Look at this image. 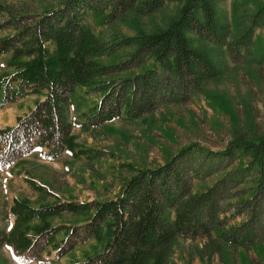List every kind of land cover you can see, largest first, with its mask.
<instances>
[{"label":"trees","instance_id":"obj_1","mask_svg":"<svg viewBox=\"0 0 264 264\" xmlns=\"http://www.w3.org/2000/svg\"><path fill=\"white\" fill-rule=\"evenodd\" d=\"M165 1L57 0L56 8L35 15H13L0 3V15H6L0 21V56L8 55L5 68L10 70L0 75V109L41 96L13 127L0 130V168L34 148H44L47 160L62 151L95 159L89 150H74L71 127L138 119L161 104L205 93L203 84L216 78L218 68L205 52L191 47L188 35L248 57L253 30L264 27V3L252 15L228 19L211 0H179L175 15L151 33L104 38L85 23L87 15L98 25L148 17ZM232 26L236 34L230 38ZM111 57L115 62H100ZM90 94H99V100L77 114L81 121L68 120V107L77 109L70 99L81 103ZM117 168L119 188L112 199L34 207L13 198L12 226L6 234L0 229V245L31 260L50 246L56 260L93 241L100 250L71 264H168L179 238L214 236L230 249L248 250L264 237V134H236L221 151L189 144L153 168ZM25 183L39 200L52 197L32 180ZM62 214L72 221L49 224Z\"/></svg>","mask_w":264,"mask_h":264},{"label":"rangeland","instance_id":"obj_2","mask_svg":"<svg viewBox=\"0 0 264 264\" xmlns=\"http://www.w3.org/2000/svg\"><path fill=\"white\" fill-rule=\"evenodd\" d=\"M211 1L228 19L244 13L252 15L264 3V0ZM0 3L9 7L13 15L22 11L41 14L58 5L57 0H0ZM179 6V0H166L158 12L148 17L129 16L124 22L98 25L87 15L85 23L93 34L104 38H111L112 34L132 36L137 31L151 33L163 27ZM3 19H6L5 14L0 15V21ZM235 34L232 26L230 38ZM188 38L191 47L205 52L218 68L216 78L203 84L205 93L178 104H161L138 119L120 117L94 128L71 127L74 150H89L96 155L95 159L70 157L62 151L57 158L47 160L43 155L44 148H34L18 162L0 168V229L5 234L13 222L9 211L13 198H24L34 207L63 201L112 199L119 188L118 164H128L137 169L153 168L189 144L221 151L236 134L246 138L264 134V27L253 30L248 57H242V51L230 55L226 49H217L193 35H188ZM7 58L8 55L0 56V75L10 73L5 68ZM100 62L109 64L115 59L101 58ZM137 72L139 70L131 73ZM99 97V94H90L81 103L70 99L77 109L75 111L71 105L68 107V120L77 118L78 122L81 121L77 114L96 103ZM40 98L38 95L26 97L1 108L0 130L13 127L16 118L23 116ZM25 179L43 186L52 197L39 200ZM213 179H208L206 184ZM71 221L69 215L62 214L49 220V224L66 226ZM208 239H177L172 245L168 264H264V237L248 250L230 249L216 241L214 236ZM219 245L221 247L216 252ZM99 250L100 244L88 241L55 260L53 248L46 246L38 260H31L27 253L15 257L12 250L2 243L0 264H71L81 262Z\"/></svg>","mask_w":264,"mask_h":264}]
</instances>
